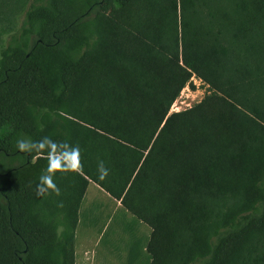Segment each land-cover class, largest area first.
Instances as JSON below:
<instances>
[{"label": "trees", "instance_id": "trees-1", "mask_svg": "<svg viewBox=\"0 0 264 264\" xmlns=\"http://www.w3.org/2000/svg\"><path fill=\"white\" fill-rule=\"evenodd\" d=\"M90 184L138 264H264V0H0V264H77Z\"/></svg>", "mask_w": 264, "mask_h": 264}, {"label": "rangeland", "instance_id": "rangeland-1", "mask_svg": "<svg viewBox=\"0 0 264 264\" xmlns=\"http://www.w3.org/2000/svg\"><path fill=\"white\" fill-rule=\"evenodd\" d=\"M108 14L116 19L119 11L110 9ZM211 94L208 86L193 77L171 107L170 113L189 109ZM81 213L75 240V250L80 258L86 256L97 261L109 260L107 264H111L114 257L121 255L123 258L129 256L131 264H136L138 259L142 260L145 256L151 229L143 224L135 228L132 223L135 218L94 184L87 189Z\"/></svg>", "mask_w": 264, "mask_h": 264}, {"label": "crops", "instance_id": "crops-1", "mask_svg": "<svg viewBox=\"0 0 264 264\" xmlns=\"http://www.w3.org/2000/svg\"><path fill=\"white\" fill-rule=\"evenodd\" d=\"M116 203L118 204V206H120V204L118 202H116ZM78 255H79V253L78 254L76 253V262H77V264H107V262H109V260L108 261H104V260H102V261L98 260L97 261L96 259L95 260L88 259L86 256L83 257V258H80ZM115 258H117V259H115ZM111 264H131L130 257L128 256L127 258H123V256L118 255L117 257H114L111 260ZM136 264H138V263L136 262Z\"/></svg>", "mask_w": 264, "mask_h": 264}, {"label": "bare ground", "instance_id": "bare-ground-1", "mask_svg": "<svg viewBox=\"0 0 264 264\" xmlns=\"http://www.w3.org/2000/svg\"><path fill=\"white\" fill-rule=\"evenodd\" d=\"M176 102V101H175ZM175 104V103H174ZM174 104H173V106H174Z\"/></svg>", "mask_w": 264, "mask_h": 264}, {"label": "built area", "instance_id": "built-area-1", "mask_svg": "<svg viewBox=\"0 0 264 264\" xmlns=\"http://www.w3.org/2000/svg\"><path fill=\"white\" fill-rule=\"evenodd\" d=\"M174 104V103H173ZM172 107H173V105H172Z\"/></svg>", "mask_w": 264, "mask_h": 264}]
</instances>
